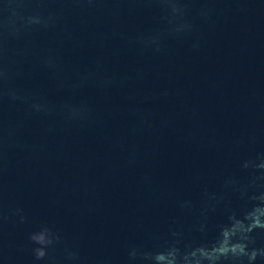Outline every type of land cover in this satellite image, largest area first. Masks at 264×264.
Returning <instances> with one entry per match:
<instances>
[{"label":"water","instance_id":"95a60500","mask_svg":"<svg viewBox=\"0 0 264 264\" xmlns=\"http://www.w3.org/2000/svg\"><path fill=\"white\" fill-rule=\"evenodd\" d=\"M173 253L264 264V0H0V264Z\"/></svg>","mask_w":264,"mask_h":264},{"label":"clouds","instance_id":"9594fccd","mask_svg":"<svg viewBox=\"0 0 264 264\" xmlns=\"http://www.w3.org/2000/svg\"><path fill=\"white\" fill-rule=\"evenodd\" d=\"M32 239L39 240V241L43 242L45 238H44V235L41 234L38 237L37 236H33ZM241 251H243V248H241ZM44 255H45L44 250H42V249L41 250H38V252H37V258H42V257H44ZM172 255H173V259L172 260H169V264H174V261H175L174 253ZM254 255L255 254H253V257H254ZM157 259L158 260H164L165 257L163 255H160V256L157 257Z\"/></svg>","mask_w":264,"mask_h":264}]
</instances>
